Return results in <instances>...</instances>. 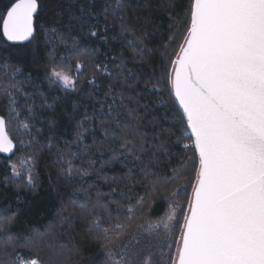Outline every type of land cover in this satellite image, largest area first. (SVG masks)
Returning a JSON list of instances; mask_svg holds the SVG:
<instances>
[{
	"label": "snow or ice",
	"instance_id": "6c2138e0",
	"mask_svg": "<svg viewBox=\"0 0 264 264\" xmlns=\"http://www.w3.org/2000/svg\"><path fill=\"white\" fill-rule=\"evenodd\" d=\"M115 3L117 7L121 6L120 0ZM181 7H184L183 16L171 17L169 26L183 23L186 34L176 59L171 60V72L165 75L170 98L179 108L177 118L184 126L183 135L190 141V144H184V148L193 147L194 156L188 161L182 160L181 167H173L165 184L183 179L189 168H194L195 182L187 198L186 211L181 208L184 218L171 264H264V0H189L186 7L183 4ZM40 8L38 0H9L5 10L0 12V37L21 45L24 42L38 43L35 17ZM111 11V3L102 9L106 20ZM100 14L90 3L88 7L81 6L79 15L73 18L83 30L89 26L90 17L98 19ZM62 16V10H53V26L41 25L46 40L51 35L53 47L56 39L65 45L68 43L60 31L58 18ZM121 24L126 27L123 18ZM88 35L97 37L100 33L89 31ZM169 40L174 41V37L170 36ZM72 42L74 51L71 55L79 60L77 54L85 55L88 50L81 52L76 47L75 38ZM128 45L139 47L132 41H128ZM139 50L143 52V48ZM49 57L50 70L46 79L51 85L59 83L65 91H74L78 77L71 74V65L62 66L66 63L63 57L55 60L51 53ZM83 67L81 62L75 64L77 72ZM116 68L119 71L108 72L106 65L97 64L95 70L97 74L108 72L117 80L122 76L121 82L127 84L133 76L131 70L125 73L121 65ZM19 71L9 63L0 64L3 77L11 73L14 78ZM88 83L98 87L95 79ZM13 88L20 91L16 84H9L2 93L8 100L9 116L17 119V101L10 90ZM90 98L92 111L85 107L77 121L73 140L65 143L68 151L56 149L58 177L66 181L79 177L82 184L86 183L84 178L91 175L90 170H94L96 163L91 159L93 148L101 154L105 150L111 153L102 168L113 163L136 166L143 162L145 154L155 157V153L147 151L144 135H135L138 117L134 110L128 109L127 116H123L121 110L125 108V98L117 93L116 86L110 84L103 98L98 95L93 98L91 94ZM18 126L29 128V124L22 121H18ZM86 133L92 136L91 144L84 143ZM74 144L78 151L71 150ZM52 146L50 138L49 147ZM14 147L7 131V121L0 116V153H12ZM164 150L167 153V149ZM85 158L88 166L78 167L77 161ZM19 163L21 169L16 163L11 165L13 176L21 177L22 167L27 164L24 186L35 189L36 177L32 174L35 156L24 157ZM150 167L146 164L144 169ZM148 175L146 172V178ZM185 191L186 185L176 183L165 199L178 198ZM112 192L115 193L116 189L113 188ZM119 203L115 200L105 203L98 193L93 208L89 209L93 217L89 231L95 232V239L99 241L98 255L103 256L101 264H137V253L132 247L133 243H139L135 234L124 239L125 225L111 222L104 225L103 217H111L110 205ZM136 203L142 204L143 197ZM100 209L103 212H99ZM127 212H133L130 197ZM128 219L131 220V216ZM175 219L174 210L168 221ZM168 221H164V227L171 233L175 225ZM11 222V218L5 221ZM98 255L85 258L84 264H92ZM20 264L25 262L21 260ZM26 264H40V261L31 258ZM141 264H153L151 254L146 255Z\"/></svg>",
	"mask_w": 264,
	"mask_h": 264
},
{
	"label": "trees",
	"instance_id": "16d2710c",
	"mask_svg": "<svg viewBox=\"0 0 264 264\" xmlns=\"http://www.w3.org/2000/svg\"><path fill=\"white\" fill-rule=\"evenodd\" d=\"M38 2L41 4L35 17L38 43L10 44L0 37V64L6 62L20 69L14 78L11 73L8 77L0 75V114L6 119L7 131L15 142L11 156L0 154V264H13V261L19 264L18 252L35 257L40 264H84L85 258L100 252L96 233L89 231L93 218L89 209L93 208L98 193L105 203L109 200L120 202L110 205L111 217L105 215L103 219L105 226L109 222L125 225L124 239L132 235L145 218L163 214L167 207L165 198L175 189L176 183L186 185V191L177 198L186 211L187 198L195 181L194 168H189L183 179L170 185L165 184V180L172 175L173 167H181L182 160L188 161L194 156V148H184V144H190V141L183 135L184 126L177 118L179 108L170 98L165 74L170 72L171 60L186 34L183 23L170 27V18L177 14L182 17L184 7L181 4L186 7L189 0H120V7L116 6L115 0ZM90 3L101 14L98 19L90 17L89 26L81 30L80 23L73 17L79 15L81 6L88 7ZM109 3L112 11L106 20L102 9ZM8 4L9 0H0V12ZM53 10L63 11V16L58 19L67 45L56 39L53 47L51 35L46 40L41 25L53 26ZM121 18L126 27L122 26ZM92 25L95 27H90ZM89 31H98L100 36L90 37ZM170 36L174 41L169 40ZM73 38L81 52L88 50L85 55L77 54L79 60L71 55ZM128 41L139 47L129 46ZM140 48H143L142 53ZM49 53L55 60L63 57L66 63L62 66L71 65V74L78 77L74 91H65L59 83L51 85L46 79L50 70ZM77 62L84 65L79 72L75 70ZM97 64L101 67L106 65L108 72L113 73L119 71L116 65H121L125 73L131 70L133 76L124 84L122 76L117 80L108 72L97 74ZM93 79L98 87L88 83ZM9 84H16L20 89L18 92L10 89L17 101V119L9 116L6 109L8 100L2 93ZM110 84L116 86L117 93L125 98V108L121 110L123 116H127L128 109L134 110L138 117L135 135H144L147 151L155 153V157L145 154L143 162L136 166L113 163L102 168L111 153L105 150L101 154L93 148L91 159L96 163L94 170H90L91 175L84 178L86 183L82 184L79 177L71 181L58 177L57 147L68 151L65 143L73 140L77 121L85 107L92 111L90 94L93 98L97 95L103 98ZM18 121L28 123L29 128H20ZM84 143H92L90 134L86 133ZM71 150L79 149L74 144ZM29 155L35 156L32 173L36 177L35 189L24 186L26 181L22 177H26L27 164L22 167L21 177H14L9 165V162H14L21 169L20 160ZM146 164L151 167L144 169ZM77 166L87 167L86 158L77 161ZM146 172L149 174L147 178ZM129 197L132 213L127 212ZM141 197L143 203L138 205L136 201ZM8 218H11V223H5ZM183 218L184 211L180 210L172 241L178 240ZM99 261L98 255L92 264H100Z\"/></svg>",
	"mask_w": 264,
	"mask_h": 264
},
{
	"label": "rangeland",
	"instance_id": "374dc122",
	"mask_svg": "<svg viewBox=\"0 0 264 264\" xmlns=\"http://www.w3.org/2000/svg\"><path fill=\"white\" fill-rule=\"evenodd\" d=\"M13 163L14 162H9L10 167ZM24 174L27 176L28 173L25 172ZM175 205H180L177 198L167 199V207L163 214L158 217L145 218L133 232L136 236V240L139 241V243H133L132 245L134 251L137 253V264H141L144 257L148 254H151L153 264H171L172 258L175 256L177 243L176 241H172V232L169 233V230L164 227V221H168L169 215L175 210L176 219L168 222L170 225L176 224L181 207L174 208ZM154 225H159V227L153 228L152 226ZM169 244L171 247H169ZM17 255L19 264L21 260L26 264L29 259L35 258L25 253L23 254L22 252H18ZM99 260L101 264L103 260L102 255H99Z\"/></svg>",
	"mask_w": 264,
	"mask_h": 264
},
{
	"label": "water",
	"instance_id": "95a60500",
	"mask_svg": "<svg viewBox=\"0 0 264 264\" xmlns=\"http://www.w3.org/2000/svg\"><path fill=\"white\" fill-rule=\"evenodd\" d=\"M8 43H10V44H19V43H16V42H9V41H7ZM25 43V42H24ZM183 43V42H182ZM179 50H180V48H179ZM179 50H178V52H179ZM177 52V53H178ZM174 59H176V56L174 57ZM171 70H172V66H171ZM171 70H170V72H171ZM173 75H174V73H173ZM0 116H3V115H1L0 114ZM11 138V137H10ZM12 139V138H11ZM13 140V139H12ZM13 143H14V146H15V142H14V140H13ZM14 151H15V147H14ZM14 151L12 152V153H0V154H2V155H4V156H7V157H9V156H11L13 153H14ZM195 182V181H194ZM192 192V191H191ZM191 195V194H190ZM181 232V231H180ZM179 238H180V234H179ZM179 238H178V240H179ZM176 250H177V248H176ZM175 255H176V251H175Z\"/></svg>",
	"mask_w": 264,
	"mask_h": 264
}]
</instances>
